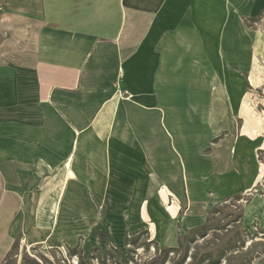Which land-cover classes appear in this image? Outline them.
Instances as JSON below:
<instances>
[{"label":"crops","instance_id":"1","mask_svg":"<svg viewBox=\"0 0 264 264\" xmlns=\"http://www.w3.org/2000/svg\"><path fill=\"white\" fill-rule=\"evenodd\" d=\"M225 4L0 0V111L10 127L0 134L4 217L24 221L23 199L50 179L99 199L106 185L111 198L149 175L169 195L202 191L207 182L195 178L211 170L195 156L210 125L192 115L220 111L218 81L235 75ZM20 229L3 232L0 247Z\"/></svg>","mask_w":264,"mask_h":264},{"label":"rangeland","instance_id":"2","mask_svg":"<svg viewBox=\"0 0 264 264\" xmlns=\"http://www.w3.org/2000/svg\"><path fill=\"white\" fill-rule=\"evenodd\" d=\"M222 2L233 14L238 54L234 77L218 81L223 108L192 115L210 125L195 156L211 170L195 178L207 182L203 190L169 195L149 175L115 198L106 185L99 199L46 180L23 199L19 225L0 203V241L21 228L7 250L0 247V264H264V0ZM8 118L0 111L4 136ZM3 180L0 172V196Z\"/></svg>","mask_w":264,"mask_h":264},{"label":"trees","instance_id":"3","mask_svg":"<svg viewBox=\"0 0 264 264\" xmlns=\"http://www.w3.org/2000/svg\"><path fill=\"white\" fill-rule=\"evenodd\" d=\"M13 245H14V243H13ZM11 251H12V249L8 253H10Z\"/></svg>","mask_w":264,"mask_h":264}]
</instances>
